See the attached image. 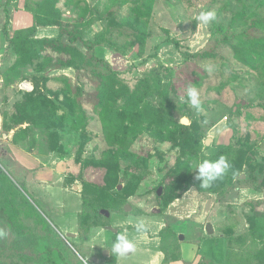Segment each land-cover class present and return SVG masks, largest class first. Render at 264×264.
I'll return each instance as SVG.
<instances>
[{
  "label": "rangeland",
  "instance_id": "1",
  "mask_svg": "<svg viewBox=\"0 0 264 264\" xmlns=\"http://www.w3.org/2000/svg\"><path fill=\"white\" fill-rule=\"evenodd\" d=\"M38 8L54 24L39 25L34 37L55 38L61 33V41L86 56L88 63L84 61L78 69L57 67L69 56L50 47L31 63L17 56L10 44L1 54L0 80L7 71L13 75L0 96V264H103L108 259L102 252L106 248L104 228L88 227L91 219L79 227L78 215L81 222L82 218L85 221L91 209L82 208L77 195L90 183L104 184L105 169L86 162L103 158L110 147L98 118L100 88L104 85L113 87L119 110L126 117H116L119 137L133 139L129 150L137 155L140 165L146 160L147 169L135 192L126 199L131 209L110 213L98 207L102 214L98 221L119 232L142 221L147 230L139 232L134 243L148 246L158 242L153 235L162 223L178 224L177 233L185 237L181 246L186 256L194 247L209 257L224 255V239L201 242L197 223L210 225L221 236L239 235L251 229L255 214L264 215V0H0V28L11 35L31 26ZM202 11H214L215 19L200 22L197 17ZM140 27L147 33L143 40L138 38ZM69 37L75 40L70 42ZM97 37L99 43L88 46ZM202 51L212 54L194 56ZM92 56L96 60L88 58ZM45 58L44 71L38 72L36 66ZM149 69H153L154 92L141 81ZM34 75L38 79L36 89L30 78ZM189 86L199 92V111L188 102ZM139 90H144L139 103L144 112L162 106L175 122L187 127L196 122L204 153L230 141L251 145L244 151L241 173L225 193L190 186L164 202V191L172 181L169 170L179 160L187 161L186 154L182 156L186 148L177 141L162 140L152 117L140 120L132 116V101ZM33 92L50 101L26 103L24 97ZM125 94L131 98L125 101L126 107ZM52 102L72 110L71 116L87 117L86 129L79 131L73 119L49 120ZM236 106L240 113L232 116ZM3 112L6 122L13 115L21 121L13 130L31 123L26 137L13 148L17 156L7 144L12 142L11 134L2 128ZM228 121L237 126L233 137ZM136 130L142 131L135 135ZM53 148L57 151L51 152ZM26 152L36 162L34 168L22 166L25 156L21 153ZM2 154L15 163H6ZM118 163L119 183L111 187V193H120L128 178L124 174L135 169L131 160L120 159ZM238 180H244V186L235 182ZM138 208L143 214L135 213ZM256 242L261 247L264 239L257 238ZM83 248L90 250V258ZM149 258L146 246H136L120 258L119 264H147Z\"/></svg>",
  "mask_w": 264,
  "mask_h": 264
},
{
  "label": "trees",
  "instance_id": "2",
  "mask_svg": "<svg viewBox=\"0 0 264 264\" xmlns=\"http://www.w3.org/2000/svg\"><path fill=\"white\" fill-rule=\"evenodd\" d=\"M140 5L134 6V9H138ZM43 9H39L34 13V22L31 26L26 27L24 29L16 30L9 35L5 30L1 28V33L5 37L7 44H10L15 48V53L17 56H23L26 59V63H31L33 58H36L40 55L41 52L45 51L46 47H50L57 52H63L68 54V58L66 61L59 63L57 67H72L78 69L83 63L87 62V57L81 55V53L73 51V48L65 45L61 41V33L55 38H36L34 37L35 31L39 25H50L54 24L51 19L43 17ZM138 15L141 16L140 12H137ZM143 20V18H142ZM144 21V20H143ZM145 22V21H144ZM91 22H88L90 24ZM110 31V30H109ZM105 31L104 33H106ZM104 33L102 35H104ZM137 33L139 35V39L143 40L146 36V29L144 27H140L137 29ZM100 37V33L98 34ZM102 37V36H101ZM69 41H74V37H69ZM100 39L92 40L88 46H94V44L99 43ZM212 51H202L194 56L200 57H209L211 56ZM237 58L246 62V59L243 58L238 52H235ZM90 60L93 58L96 60L95 57H88ZM99 62L101 59H98ZM85 61V62H84ZM25 63V64H26ZM47 64V59L42 63H39L37 67V71L41 72L44 71V67ZM153 69H149L146 71L143 79L141 80L145 86L147 87L148 91H157L153 87V80L151 76V72ZM11 71V70H10ZM13 75V74H12ZM10 72H5L2 74V84L4 89L9 85L10 80L12 79ZM42 78H46L44 75H40ZM34 83L33 89L38 87V79L34 75L30 77ZM156 82V81H155ZM104 85L100 88L101 97L99 102L100 111L98 112V118L103 125L104 135L106 140L109 141V149L107 153L101 159H89L87 165H91L94 167H102L105 169L104 173V184L103 185H96L90 183L87 187H83L80 190V198H81V207L85 208L88 207L91 209L90 214H87L85 221H80V215H78V223L79 227L84 225V223L91 219V223L88 224V227L93 226H104L108 224L107 222H99L98 218L102 217V214L99 212L98 207H103L109 210L110 213L118 212L120 210H124L123 207L126 204V199L128 196L132 195L138 184L141 181L143 174L145 173V162L146 160H142V164L137 159V155L132 153L129 150V146L132 143V138H122L119 137L118 131L120 130L119 126L117 125L116 117L119 116L120 119L124 120L125 114L121 110H119L120 106L117 103V98H115L113 87H105ZM109 89V90H108ZM117 91V90H116ZM140 91V90H139ZM159 94V92H158ZM135 96V94H134ZM160 96V95H159ZM125 98L123 102V106H127L125 101L130 100L131 98L128 97L127 94L123 96ZM144 97V90L139 92V95L135 96L136 100L133 99V111L132 116L137 119L147 120L149 118H153V124H155L159 130L162 140L165 141H177L179 146L181 145L183 148L185 147L186 150L184 151L182 156L186 154L187 161H182L177 164L175 167L170 168L169 173H171L172 181L168 185V187L164 191L165 201L168 202L172 200L177 192L180 190H184L190 186H194L197 190L203 191L204 189H208L210 192L214 193H225V191L234 184V180L238 177L241 173L242 169V158L244 156V151L249 150L250 146L244 145H235L231 141L228 144H217L215 149L210 153H204L201 148L200 143V126H197L195 123L193 127H187L186 125L180 124L178 121L175 122L172 119L171 113L167 112L166 109H163L162 106L149 108L147 112H144L142 106L139 103L142 101ZM25 102H32V101H46L47 97L42 94L33 93L26 94L24 97ZM50 101V100H47ZM51 103V102H50ZM53 108L51 114L49 116V120L52 119L54 123L56 118H58L62 122V119L70 121L73 119L75 122L74 124L77 126L78 130L83 132L88 125V118L84 115L81 118L71 116L73 115V111L69 110V108H65L61 105H55L52 102ZM162 105V103L160 104ZM44 106V104H43ZM140 107V109H138ZM57 109L62 110V113L58 114L56 112ZM119 110V111H118ZM232 116L238 115L240 113V107L236 106L232 109ZM6 113L3 112V124L2 128L4 131L9 132L12 130L11 135V142L14 144H18L26 137V133L29 130L30 124L27 128H19L17 130H13L17 127L21 121L16 118V116H11L9 122H6L4 118H6ZM169 117V122L168 118ZM10 118V117H9ZM172 124V125H171ZM227 127L231 129L232 136L237 132L236 123L232 121H228ZM142 129V128H141ZM150 129H152L150 127ZM162 130V131H161ZM142 130H136L135 135L141 132ZM164 132V133H163ZM87 139V138H86ZM54 148H57L54 146ZM51 149V152H56L57 149ZM188 149V150H187ZM187 151V152H186ZM221 155L226 156L229 163L231 164V168L228 173L221 179H217L216 181L212 182L211 186L208 188H204L200 186V181L195 180V176L197 175V167L198 164L204 160L215 161ZM181 156V155H180ZM181 158V157H180ZM120 159H128L131 160L132 166L135 167L134 171L126 172L124 175H128L127 181L122 187V191L120 193L109 192L111 187L115 186L119 183V178H117L118 167H119V160ZM194 166V170L192 169ZM131 167V166H130ZM196 172V175H195ZM241 186H244V180L235 181ZM235 183V184H236ZM238 185V186H239ZM3 202L0 201V206ZM5 210L4 205L1 208ZM82 211V209H81ZM80 211V212H81ZM134 212V209L131 213ZM136 214H143V212L138 208L135 211ZM251 229L239 234V235H231L224 236L227 240V248L225 253L224 262L222 264H263L264 263V244L259 247L258 243L256 242L257 238L264 239V215L263 217L254 215L253 219L251 220ZM136 231V227H129ZM159 242L157 248L163 253L164 261L168 262L171 260H178L180 259V251H179V241L176 233L174 232L172 225L164 223V225L158 231ZM235 241V244L232 242ZM116 254L113 253L112 259L109 260V263L115 261ZM195 264H216L212 260H208L205 257L201 258Z\"/></svg>",
  "mask_w": 264,
  "mask_h": 264
},
{
  "label": "crops",
  "instance_id": "3",
  "mask_svg": "<svg viewBox=\"0 0 264 264\" xmlns=\"http://www.w3.org/2000/svg\"><path fill=\"white\" fill-rule=\"evenodd\" d=\"M6 46H7V41H6V39H5V37L3 36V34L1 33V28H0V57H1V54H3L4 52H5V48H6ZM5 93V89H4V87H3V84H2V79L0 80V96H1V94H4ZM1 118V117H0ZM11 134L12 135V131H9L8 132V134ZM5 134V133H4ZM7 136V138L9 139V137H8V135H6ZM7 144L10 146L9 148V150L10 151H12L13 153L12 154H14L15 156H17V153H16V151L14 150L13 151V148H16L17 149V144H14V143H8L7 142ZM19 153V152H18ZM4 154V153H3ZM2 154V155H3ZM6 154V153H5ZM0 155H1V153H0ZM21 155L22 156H25V159L23 160V159H21L22 160V166H24L25 168H34L36 165V162L34 163L33 162V159L31 160L30 159V157H29V154L26 152V153H21ZM3 158H4V161L7 163V162H10V163H15L10 157H8V156H4L3 155ZM54 170V169H53ZM57 170V169H56ZM30 174V173H29ZM54 175V172H51V176H53ZM45 185V184H44ZM46 186H48V187H51V185L50 184H46ZM49 189H52V188H49ZM65 189V188H64ZM52 191V194H53V197H54V200H56L57 198L55 197V192L53 191V190H51ZM79 197H80V194H77ZM78 203L80 204L81 203V198L79 199V201H78ZM198 222H200V221H198ZM163 225H164V223H162ZM162 225V226H163ZM176 225H178V224H173L172 225V228H173V230H174V232L176 233V235H177V237H178V241H179V251H180V259H178V260H171V261H168V262H165L163 259H164V255H163V253L157 248V246H158V242H159V237H158V231L155 233L156 235H153V238L154 239H158V242L157 243H151V245H150V243H149V246L148 245H145V244H135L134 243V238H136L137 236H138V231H135L134 229H126V231H124L123 233H126V235L128 236V238L135 244V247L136 246H146L148 249H149V252H150V258L148 259V262H147V264H195L196 262H198L201 258H203V257H205L206 259H208V260H212L214 263H216V264H222L223 262H224V258H225V253H226V248H227V240H226V238L222 235H219V234H217L216 232H215V229L213 228V227H210V225H202L201 223H197V226L199 227L198 229V231H199V238H201V242H210V240L209 239H213V238H215V237H221V238H223L224 239V241H225V251H224V255H219V257L217 256V257H209L208 255H206V254H202L201 252H199V250L197 251L196 249H195V247L193 248V249H191V255L188 257V256H186L185 254H184V251H183V249H182V244H181V241H183L184 242V240H185V237L183 236V234L182 233H177V226ZM108 226H110V225H108ZM128 226V225H127ZM132 226V225H131ZM161 226V227H162ZM102 228H104V230H105V235H104V239H103V241H104V243L106 244V248L102 251L103 252V254H104V252H106L107 254V258L109 259L110 258V256H111V253H112V251H111V249H112V245H113V242L115 241V237H116V233L117 232H119V230L118 229H115V228H111V229H109V228H107L106 226H101ZM134 227V226H133ZM160 227V228H161ZM181 230V229H180ZM122 232V231H121ZM76 234L74 233V236H75ZM73 236V237H74ZM88 236V235H87ZM86 238V237H85ZM84 238V239H85ZM83 239V240H84ZM153 246V247H152ZM223 246V245H222ZM83 251H84V253H85V255H86V257H88V258H90L91 257V255H88V253H89V249H86L85 250V248H83ZM133 252V251H132ZM132 252H129V253H127V254H130V253H132ZM199 254V255H198ZM208 254H213V253H211V252H208ZM196 255H198V256H196ZM96 256V255H95ZM213 256V255H212ZM216 256V255H215ZM122 256H118L117 254H116V258H115V261L114 262H112V263H109V260L108 259H106V261L103 263V264H119L120 262H119V260H120V258H121ZM93 264H95V263H93Z\"/></svg>",
  "mask_w": 264,
  "mask_h": 264
},
{
  "label": "clouds",
  "instance_id": "4",
  "mask_svg": "<svg viewBox=\"0 0 264 264\" xmlns=\"http://www.w3.org/2000/svg\"><path fill=\"white\" fill-rule=\"evenodd\" d=\"M215 17L216 13L214 11H202L197 19L207 24L209 21L214 20ZM187 97L190 105L199 111L201 109V100L198 90L195 87L189 86L187 89ZM230 168L231 164L227 157L223 155L215 161L204 160L198 164L195 180L200 181L201 187L208 188L211 186L212 182L223 178ZM136 230L138 232L146 231L147 226L141 221L137 223ZM134 250L135 244L128 238L126 233L117 232L111 251L118 256H124Z\"/></svg>",
  "mask_w": 264,
  "mask_h": 264
},
{
  "label": "water",
  "instance_id": "5",
  "mask_svg": "<svg viewBox=\"0 0 264 264\" xmlns=\"http://www.w3.org/2000/svg\"><path fill=\"white\" fill-rule=\"evenodd\" d=\"M182 121H183V119H182ZM209 140L210 139H207L206 141H209ZM28 176H29V174H28ZM123 209L125 211H129L131 209V206L129 204H125L124 207H123ZM102 212H104L105 214H108V211L102 210ZM106 227L109 228V229L112 228L111 226H106ZM67 235L70 236V237H73L74 236V233H67Z\"/></svg>",
  "mask_w": 264,
  "mask_h": 264
}]
</instances>
